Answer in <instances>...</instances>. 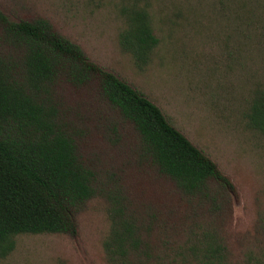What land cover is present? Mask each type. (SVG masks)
Wrapping results in <instances>:
<instances>
[{
	"label": "rangeland",
	"instance_id": "rangeland-1",
	"mask_svg": "<svg viewBox=\"0 0 264 264\" xmlns=\"http://www.w3.org/2000/svg\"><path fill=\"white\" fill-rule=\"evenodd\" d=\"M0 10L46 19L156 104L236 189L230 212L196 210V221H215L224 264H264V133L250 118L253 98L264 93V0H0ZM138 16L159 41L145 65L135 56ZM105 115L77 139L94 193L77 212L76 237L16 234L0 244V264H185L174 252L186 244L192 264L214 261L201 246L205 226L185 242L191 200L139 157L131 125ZM117 246L130 251L123 256Z\"/></svg>",
	"mask_w": 264,
	"mask_h": 264
},
{
	"label": "trees",
	"instance_id": "trees-1",
	"mask_svg": "<svg viewBox=\"0 0 264 264\" xmlns=\"http://www.w3.org/2000/svg\"><path fill=\"white\" fill-rule=\"evenodd\" d=\"M136 21L135 56L145 65L159 41L142 16ZM106 110L131 125L139 157L191 200L195 221L185 242H191L195 227L205 226L201 246L214 258L209 264H224L215 221H196V210L216 218L230 212L237 198L216 163L142 92L92 61L49 21L14 20L1 10L0 244L20 233L76 237L77 212L94 193V174L78 152L77 139L90 122L110 120ZM250 118L264 133L263 92L253 98ZM110 124L116 134L117 123ZM127 247L116 251L125 256ZM193 254L187 244L174 252L185 264L193 263Z\"/></svg>",
	"mask_w": 264,
	"mask_h": 264
}]
</instances>
